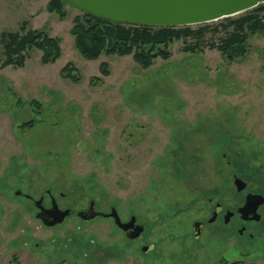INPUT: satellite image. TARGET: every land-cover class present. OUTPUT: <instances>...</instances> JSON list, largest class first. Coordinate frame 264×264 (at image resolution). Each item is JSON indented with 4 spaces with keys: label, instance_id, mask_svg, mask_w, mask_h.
<instances>
[{
    "label": "rangeland",
    "instance_id": "obj_1",
    "mask_svg": "<svg viewBox=\"0 0 264 264\" xmlns=\"http://www.w3.org/2000/svg\"><path fill=\"white\" fill-rule=\"evenodd\" d=\"M48 1L0 0V33L42 29L61 50L53 63L31 48L22 66L2 65L0 42V264H264V204L243 254L233 239L206 245L191 234L212 202L240 201L234 174L264 189V31H247L231 61L207 45L233 31L221 18L159 46L168 56L147 67L132 53L87 60L70 32L82 11L63 3L60 18ZM66 63L77 81L61 75ZM47 189L74 212L92 200L134 215L145 240L127 242L111 218L44 225L27 197L48 205Z\"/></svg>",
    "mask_w": 264,
    "mask_h": 264
},
{
    "label": "trees",
    "instance_id": "obj_2",
    "mask_svg": "<svg viewBox=\"0 0 264 264\" xmlns=\"http://www.w3.org/2000/svg\"><path fill=\"white\" fill-rule=\"evenodd\" d=\"M63 3L67 2L49 0L46 4V10L56 12L60 18H63L65 15ZM81 11L82 17L75 16L70 32L74 37L75 48L85 59H96L102 53L121 56L132 53L134 60L143 67L150 65L152 59L157 56H168V53L160 49L159 46L165 47L173 39L200 33L207 25L200 24L196 30L191 29L190 26L174 28L132 25ZM243 13L235 20H230V16L221 18L226 19L227 24L233 25V31L221 38L218 44L213 42L207 44L209 48L216 47L230 61L244 54V41L247 31L250 33L264 31V3ZM25 28L26 26L23 25L18 31L0 33L4 55L2 65L22 66L26 52L31 48L41 51V63H53L61 54L59 39L48 35L42 29ZM195 45L198 46L199 44ZM193 49L195 47L189 48V50ZM74 71L75 68L70 63H66L60 70L61 75L77 81L78 78L74 75ZM32 124L33 121L31 120L23 126H31Z\"/></svg>",
    "mask_w": 264,
    "mask_h": 264
},
{
    "label": "water",
    "instance_id": "obj_3",
    "mask_svg": "<svg viewBox=\"0 0 264 264\" xmlns=\"http://www.w3.org/2000/svg\"><path fill=\"white\" fill-rule=\"evenodd\" d=\"M76 8L92 13L94 15L107 18L113 21L125 22L132 25H146L153 27H181L193 24H203L223 17L232 16L249 10L264 0H64ZM233 185L236 192H241L246 187V182L236 174L233 175ZM41 198L37 200L40 203ZM264 197L261 194L248 193L244 204L237 210L239 213H252L250 219L258 220L257 207L262 204ZM36 204L40 210L37 218L46 226H52L63 221L70 212L69 209L62 210L55 200L49 208H44ZM218 205L213 212L216 213ZM51 213V219H46L44 215ZM233 212H227L225 220H228ZM81 220L87 221L94 217H112L115 226L125 232L129 240L141 238L144 227L136 222V217L132 215L126 222L121 221L117 210L112 207L109 213H104L94 209V202L87 211L78 213ZM212 219V218H211ZM150 246H145L147 250Z\"/></svg>",
    "mask_w": 264,
    "mask_h": 264
},
{
    "label": "flooded vegetation",
    "instance_id": "obj_4",
    "mask_svg": "<svg viewBox=\"0 0 264 264\" xmlns=\"http://www.w3.org/2000/svg\"><path fill=\"white\" fill-rule=\"evenodd\" d=\"M248 193L261 194L264 197V189L262 187H258L257 189H253V190H247L245 188L243 191L237 193L238 195H240V201L236 205L226 206L223 201L216 200V201L212 202V206L210 207V213L208 214V216L203 217V218L199 217V218L193 219L191 222V234H192V239L194 240V242H199L202 238H205V244L206 245H208L210 243H214V242H215V244L219 245V244L229 243L233 239V240H235L236 244L239 246L240 251H241L240 253L243 254L244 251L247 252L248 243H250L254 238V232L251 231L250 228L252 226V223H255V222L258 223L262 219V214L259 212V208L264 204V201H263V203L260 204L256 209V212L259 215L258 220L250 219V217L252 216V213H245L244 216H246V217H243V214L239 213L237 209L244 204L245 197ZM59 194H60V196L63 195V193H61V192ZM45 195H46V197H48L47 200H49L48 205L45 204L44 194L38 196V198H36V199H33L32 197H29L28 195H27L28 197L26 195H24L29 200H31L33 207L36 208V211L34 214L35 217L40 212V210L36 207V204L41 205L44 208H49L52 204L53 199L57 203L55 197L53 196V194L51 193V191L49 189H47L45 191ZM39 198H41L40 203L37 202V200ZM91 201H89L88 207L85 210H78L76 212H74L68 206H64L63 208H61V207H59L58 203H57V205L62 210L69 209L70 212L64 217V219L67 216H71L73 214H75L79 218L78 213L81 211H87L91 205ZM217 205H218V209H217L216 213L213 215V212L215 211ZM112 207L113 206H110L109 211L111 210ZM94 209L97 211L104 212V213H109V211H103L101 209L96 208L95 203H94ZM228 211L233 212V214L230 216V218L228 220H225L226 213ZM44 217L47 220L51 219V213L50 212L46 213L44 215ZM97 217H102V216H97ZM130 217H131V215H129L127 220H121V221L126 222L130 219ZM94 218H96V217H94ZM102 218H111L112 219V217H110V216L102 217ZM38 219L41 221L40 218H38ZM112 221H113V219H112ZM136 222L138 224L142 225L144 227V230H143V236L141 238H135L133 240L127 239L125 236V232L116 226V228H118L122 232L125 240L129 243L142 242L145 240L144 233H146V227L144 226V224L139 222L137 220V218H136ZM52 226H54V225H52ZM49 227H51V226H49ZM243 238H245V241H243ZM145 246H150V247L145 251V250H143V248ZM152 248H153V244H142L140 246V249L144 252H149L152 250ZM245 254H247V253H245ZM232 263H234V262H232V261L227 262L226 259L224 258V256H220V258L217 262H213L211 264H232ZM235 264H237V263H235Z\"/></svg>",
    "mask_w": 264,
    "mask_h": 264
}]
</instances>
